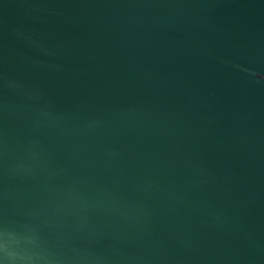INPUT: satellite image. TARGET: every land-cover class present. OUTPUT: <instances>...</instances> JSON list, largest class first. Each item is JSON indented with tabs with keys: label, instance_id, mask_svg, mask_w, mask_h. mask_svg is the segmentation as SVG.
<instances>
[{
	"label": "water",
	"instance_id": "obj_1",
	"mask_svg": "<svg viewBox=\"0 0 264 264\" xmlns=\"http://www.w3.org/2000/svg\"><path fill=\"white\" fill-rule=\"evenodd\" d=\"M0 264H264V0H0Z\"/></svg>",
	"mask_w": 264,
	"mask_h": 264
}]
</instances>
